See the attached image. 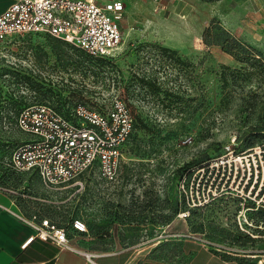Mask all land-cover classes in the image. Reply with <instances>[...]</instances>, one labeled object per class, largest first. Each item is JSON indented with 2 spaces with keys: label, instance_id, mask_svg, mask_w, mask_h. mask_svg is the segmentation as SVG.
Returning a JSON list of instances; mask_svg holds the SVG:
<instances>
[{
  "label": "rangeland",
  "instance_id": "1",
  "mask_svg": "<svg viewBox=\"0 0 264 264\" xmlns=\"http://www.w3.org/2000/svg\"><path fill=\"white\" fill-rule=\"evenodd\" d=\"M120 28L119 49L104 62L43 36L0 44V74L48 56L71 69L66 79L85 87L90 106L110 107L115 97L127 106L136 130L117 181L86 173L83 191H52L37 175L10 170L3 158L28 137L12 116L6 123L0 116V144L7 143L0 185L31 193L39 216L67 228L71 243L87 252L126 250L140 261L184 264L204 251L200 264H264V141L250 153L251 176L246 161L237 174L232 167L229 175L228 162L226 172L209 167L264 129V69L205 40L220 28L264 64V0H170L158 11L151 0H133ZM8 95L0 93V112L3 97L7 111L14 104ZM72 219L87 225L86 235L75 233Z\"/></svg>",
  "mask_w": 264,
  "mask_h": 264
},
{
  "label": "built area",
  "instance_id": "2",
  "mask_svg": "<svg viewBox=\"0 0 264 264\" xmlns=\"http://www.w3.org/2000/svg\"><path fill=\"white\" fill-rule=\"evenodd\" d=\"M131 1L14 0L0 14V44L15 46L25 43L29 37L48 36L69 43L91 57L110 60L119 49L122 39L120 24ZM169 1L151 0L155 11L164 8ZM53 66L54 63H48L47 67ZM8 68L15 71L22 67ZM28 68L35 74H42L46 81L51 79L54 84L74 87L73 81L66 79L69 76L66 73L71 69L59 68L54 75H49L46 71H40L36 62L30 63ZM0 76L3 94L9 93L12 100L18 101L22 97L34 100L36 97L18 76ZM0 113L6 123V113L4 110ZM10 116L14 117L15 127L28 138L21 141L8 158H3L5 161L1 163L5 167L16 173L38 175L45 188L52 191L69 186H75L77 192L83 191L86 173L98 172L102 180L117 181L126 162L125 145L134 132V120L129 109L117 97L112 99L111 106L107 108L79 103L70 110L69 118L50 103H34L23 108L18 115L11 113ZM255 148L235 153L229 147L223 156L212 159L209 167L213 164L216 167L222 165L226 172L228 162L229 175L232 167L237 174L240 170L245 171L246 161L251 176L248 159ZM256 164L254 169L258 171ZM261 192L260 189L256 196ZM24 220L36 230V235L24 246L38 237L59 247L70 248L67 228L58 226L48 218L39 219L37 215ZM72 229L80 234L88 232L81 219L72 221ZM85 256L96 264L93 254L85 253Z\"/></svg>",
  "mask_w": 264,
  "mask_h": 264
},
{
  "label": "crops",
  "instance_id": "3",
  "mask_svg": "<svg viewBox=\"0 0 264 264\" xmlns=\"http://www.w3.org/2000/svg\"><path fill=\"white\" fill-rule=\"evenodd\" d=\"M13 3L14 0H0V14L5 12ZM3 181L0 176V183ZM40 182L42 184L41 180ZM31 199H35L31 193L19 194L11 187L0 185V264H93L86 258L85 253L93 254L96 264H173L140 261L126 253V250L87 252L71 243L69 231L70 248L59 247L38 237L24 246L31 237L36 235L34 227L27 223L24 218H30L34 215H37L39 219L46 218V216H39L38 212L30 206L29 200ZM77 234L86 235L84 233ZM202 252L198 254L196 251L184 264H200L199 260H203L200 258H208V255L204 251ZM212 258L214 259V257ZM212 258H210L211 261ZM206 264H210V261H207Z\"/></svg>",
  "mask_w": 264,
  "mask_h": 264
},
{
  "label": "trees",
  "instance_id": "4",
  "mask_svg": "<svg viewBox=\"0 0 264 264\" xmlns=\"http://www.w3.org/2000/svg\"><path fill=\"white\" fill-rule=\"evenodd\" d=\"M47 38L55 39V38L48 37V36H47ZM27 39H32V37H29ZM205 40H206L208 45H222V46H224V49L227 53H229L231 55L234 54L239 61L246 62L247 64H250L251 67L259 68V70L264 69V64L262 63V60L260 58L258 59L255 56H250V54H248L249 52L245 49V47H243L242 45L237 43L234 39L231 38V36L226 31H224L220 28H214V29L210 30L208 35L205 36ZM28 41H31V40H28ZM67 44H69V43H67ZM75 49H77V48H75ZM234 50L236 51V53H233ZM33 52H34V54L38 53L35 48H33ZM82 52L85 53L86 56L91 57L86 52H84V51H82ZM165 52H167V51H165ZM91 58L97 59L101 62L109 61L107 59H98V58H94V57H91ZM49 59L50 58L47 56V57H45L43 62H41V63L36 62L40 71H42V72L46 71L49 73V75H51V74L54 75L55 72L59 68H63L64 70L69 69V67H65L62 63L55 62V61L50 62ZM48 63H54V66L51 68H48L47 67ZM22 68L14 71L13 69H9L8 67H6V69H4V71L1 73V75H6V74L12 75L13 74V76H18V79L19 80L21 79L20 81L25 86H27L29 90L34 92L36 94V97L34 98V100L22 97L20 100L16 101V100H12L10 98V96L8 95L9 96L8 100L13 102L14 104L10 105V109L7 111L6 107L9 105H6V101H5L6 97H5V99L3 101V104H4L3 110L5 113L7 112L6 117L10 116L11 113H13L14 116L18 115L23 108H25L28 105L34 104V103H50L60 113L65 115L67 118H69L70 110L75 105H77L79 103H82V104L87 103L84 100V98L82 97V93H81V92H83L84 94L86 93L85 87H81L85 90V91H83V89L79 90V89H76L74 87H71L70 85H58L57 83L54 84L51 79L49 81H46L42 74H35L32 70H28V69H26L25 71H22L21 70ZM10 70H13V71H10ZM144 83L146 85L150 86L152 89H154V87H155L154 83H151L148 81H144ZM0 93L3 94L1 87H0ZM135 130L136 129L134 126V132H135ZM134 132L131 135L130 141L125 145V151L127 152V154H129L127 149L131 145V141L133 140ZM254 132L255 133L253 134V136L250 139H248L246 142V149L243 151H240V152H235V153H242V152L248 151L250 149H253V148L257 147V146H255L256 141H260V140L264 141V129H257V130H254ZM260 146H264V145H260ZM0 148L2 150H5L7 148V143L2 142L0 144ZM206 162H208V161H206ZM174 215H176V211L174 212ZM73 220L74 219H72V221ZM89 231H90V233L94 234L96 232V228L94 226L90 225ZM84 234H87V233H84Z\"/></svg>",
  "mask_w": 264,
  "mask_h": 264
},
{
  "label": "bare ground",
  "instance_id": "5",
  "mask_svg": "<svg viewBox=\"0 0 264 264\" xmlns=\"http://www.w3.org/2000/svg\"><path fill=\"white\" fill-rule=\"evenodd\" d=\"M168 30H170V29H168ZM171 31V30H170ZM255 256V255H254Z\"/></svg>",
  "mask_w": 264,
  "mask_h": 264
}]
</instances>
